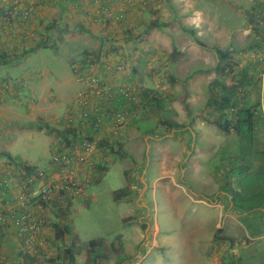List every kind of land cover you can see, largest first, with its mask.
Segmentation results:
<instances>
[{"label": "rangeland", "instance_id": "1", "mask_svg": "<svg viewBox=\"0 0 264 264\" xmlns=\"http://www.w3.org/2000/svg\"><path fill=\"white\" fill-rule=\"evenodd\" d=\"M137 1L144 5L142 0ZM215 3H217L216 7L219 5V17L224 20L227 16L230 19L228 27L239 28L240 18H243L242 10H247L249 4L254 2L253 0H221L219 3ZM121 22L122 20L116 22L118 25L115 30L123 38V35L130 34L132 30L119 27ZM17 26L21 27L20 24ZM181 27L184 31L185 29L194 31V33L196 31L193 25L191 27L186 24ZM50 28L52 29L48 31L51 33L49 41L42 39L41 46H43L40 50L29 55L26 60L21 59L15 63L17 73L13 72L12 66H9L10 63L0 66V129L13 126L18 132L9 146L6 147L7 144L0 146V153L8 151L11 157H7L14 164L27 162L44 170L47 169V161L52 155L49 150L51 139L46 133H41L39 127L40 124H48L40 122V119H37L35 124L26 115L19 116L11 113L12 107L5 104V102H9L10 98L4 92H10L11 89H14L12 86L16 85L14 94L21 102L25 96L23 93L27 88V80L31 87L36 78L38 80L43 78V89L52 86L50 89L55 92V82L58 79L73 78L70 72V63L76 61L80 51L83 50L81 40L78 38L82 32L73 26L70 27L73 30H71L72 33H69L67 27L56 28L53 25ZM261 33L264 34V25L261 27ZM105 37L102 33L100 40H96V42L102 45L101 49L108 51L109 42L107 39H103ZM256 38L258 39L256 33H250L246 39L247 44L256 45L255 41H258ZM209 40L202 39L205 43L210 42ZM212 42L215 46H220L218 41L213 40ZM228 42L226 49L229 47L240 49L243 47L241 43L246 41L243 39L237 43L235 37H232ZM134 44L139 46L141 40H134ZM207 51V54L215 56L212 50L207 49ZM244 51L249 50L245 49ZM89 54L95 58H99L101 54L100 58H104V62L111 65L108 62L110 57L105 58L102 56L103 53ZM232 58L234 59V56ZM73 64L71 63V66ZM124 71L125 66L121 72ZM185 73L184 70L181 75H185ZM73 75L75 81L83 86L77 97L78 104V98L88 87V81L85 80L86 77L79 81L74 73ZM22 78L27 79L22 81L20 80ZM5 79L8 80L5 81ZM60 88L65 92L69 90L66 88V83ZM18 90L19 93H17ZM201 90L204 91V88ZM250 90H254L249 98L251 105L257 106L260 89L255 91L256 87L253 86ZM69 91L72 92V90ZM179 91L182 95L186 89L181 87ZM206 93L209 97L208 90ZM54 96L57 98L59 95L55 92ZM187 98V96L182 97L179 101L181 112L169 118V121L175 120L178 125L174 133L171 129H159L158 127L153 129L154 134L145 135L139 131L135 125L139 124L137 119H141L144 112L139 104L137 109L134 108L131 111L135 114L136 121L128 120L126 122L124 119L123 127L117 135H111V131L108 130V134L106 132L99 136L102 143L99 146L100 149L85 155L87 163L79 167L80 179L86 180L87 186L82 197L70 207L68 223L71 226V232L68 240L61 243L53 242V239L49 240L47 250L39 264H53L50 262L51 260H56L57 264H92L90 257L87 256V243L91 240H102L108 249V258L101 261L100 264H117V259L123 257L125 260L120 264H248L243 258V254L237 250L238 244L234 246L230 242L228 243L229 247H226L222 241L216 240V236L226 237V233H222V230L215 229L217 224L222 225L223 217H218L208 210L211 203L202 197L209 192L204 189L207 178H214V182H217L221 175L226 178H235L234 176L240 172L239 161H243L240 157L241 153H239L241 143L237 136L231 133L232 137L224 142V144L226 143L224 146L230 148H220L215 155L210 153L213 145L223 143V141L207 132L201 137L200 133L203 134V130H199V128H193L194 136L186 132V127L192 128V126L198 125L195 123L196 120L192 119V111L190 112L188 109ZM189 103L192 107V103ZM50 105V109L44 108L43 117L45 120L55 111H64V107L58 109L54 104L49 103L48 106ZM19 108L17 110H22L21 113L25 112L23 103ZM203 113L204 111L194 112V116L196 114L203 116ZM204 123L214 135L220 134L209 122ZM19 127L26 128L27 132H21ZM150 127L141 125L144 130H150ZM147 136L153 138L148 139ZM224 136L228 135L224 134ZM210 157L213 158L210 159ZM5 158L0 155V163H4L7 159ZM206 158L210 161L206 162ZM7 164L12 168H10L11 171L17 168V164L12 165L6 161ZM254 178V174H249L245 179L250 182ZM239 181H233L231 186L240 187ZM241 182L246 185L244 180ZM121 191H124L128 196L116 201L114 195ZM243 201L244 206H249L252 203L250 200ZM206 203L209 205L206 206ZM198 227H201L199 232L196 231ZM212 235L213 240H210L209 246H207L206 242ZM112 242L116 245L113 251L110 248ZM163 244H169L171 248L164 247ZM256 246L254 244L250 251ZM68 249L71 250L70 253H67ZM157 252L161 254L159 259ZM263 254L259 255L262 256V261H264ZM71 255L74 259L73 263L70 262ZM160 260L163 263L159 262Z\"/></svg>", "mask_w": 264, "mask_h": 264}, {"label": "crops", "instance_id": "2", "mask_svg": "<svg viewBox=\"0 0 264 264\" xmlns=\"http://www.w3.org/2000/svg\"><path fill=\"white\" fill-rule=\"evenodd\" d=\"M99 1L54 0L51 3H44L41 0H25L26 3H32L34 6V12L28 20V23H18L15 20L6 22L3 19L5 12L3 9L5 6L0 3V66H5L7 63H10L9 66H12L13 72L17 73L15 63H18L17 61L21 59L26 60L29 55L40 50L43 46H41L42 39L49 41L51 33H48V31L52 29L50 28L51 26L55 25L56 28L59 26L61 28L67 27L69 28V33L73 31L70 28L71 26L73 28L77 27L82 32L80 36L78 35V38L81 40L83 50L80 51L79 58L71 63L80 61L86 54L94 52L99 54L101 52L105 58L110 57L108 59V62L111 63L110 66L123 64L125 66L123 73H112L111 71L107 73L99 64L85 72V80L91 76H96L115 89L119 87H134L137 93L138 105L140 104L144 110L143 117L137 119L139 120V124L135 125V127L138 125H148L151 126L150 129L158 127L156 123L158 124V122L164 119L169 120V118L181 112L179 101H181L182 97L187 96L188 109L190 112L192 111V119L194 118L193 120H196L195 123L198 125H194L192 128L190 126L186 127V132L194 136L193 128H199V130H203V134L200 133L201 137L207 132L218 138V140L222 139L223 143L215 144L211 147L212 150L210 153H214L215 155L218 149L227 147L224 146L226 144L224 142L226 139L232 137V134L225 137L219 129L212 125L213 128L220 132V134L214 135L211 132L212 130L207 128L204 123L210 120L208 114L211 110H207L206 108L208 98L206 92L216 76L213 71V67L217 62L216 55L212 57L210 53L207 54V49L199 47L193 38L184 29H181V26L188 24L192 27L193 25L196 28L195 35L200 40L206 38L208 40L211 39L209 40L210 42L206 43L208 45H214L213 40L218 41L220 44L218 47L222 49H226L225 47L228 46V41L232 37H235L237 43H240L244 39L246 42L241 43L243 47L240 49L229 47L226 50H229L231 56H234L233 60L236 64V69H245L249 73V87L246 89L247 95L243 102L253 110V127L251 133L254 137V143L250 147L251 149H245V151H251L247 155L242 154L244 147L241 148L239 145V153H241L240 157H242L243 161H239L240 172L234 176L235 178H226L224 175H221L217 182H214V178H207L204 189L209 192L205 193L206 195L202 197L211 203L210 205L206 203V206L209 205L208 210L215 213L218 217H223L222 225L219 226L217 224L215 229H220L222 233H226L227 237L234 238L232 245L235 246L238 244L237 250L243 254L246 263L264 264V261L261 260L262 256H259L264 253V205L253 210H244L247 207L243 208L239 204H235L232 194L236 191L238 194H244L247 197L260 198L264 193V174L262 170L264 169V49L258 48L256 45H248L246 40L250 33H253L252 29L256 24L255 22L251 24L249 20L259 12L258 6L262 0H253L254 3L249 4L247 10H242L243 18L239 17V28H229L228 24L230 23V19L227 16L224 20L219 17V5L216 7L217 3L215 2L219 3L221 0H146V4L144 5H141L137 0H131L127 6L123 4L126 8V13L119 27L130 28L132 31L128 35H123V38L115 30L118 25L116 23L117 21H113L112 19V16L117 14L119 6L117 0H110L108 5L110 8L109 16H105L102 12ZM153 22L166 23L167 26L154 28L147 32V27ZM223 23L225 24L224 27ZM19 24L22 27L20 34L12 36L11 33H7L5 35L8 25L17 26ZM81 27L89 31V33L83 32ZM261 27L258 28L261 29ZM102 33L106 36L103 39H107L109 42L107 45L108 51L101 49L102 45L96 42V40H100ZM24 38H26L25 41H23ZM134 40H141V44L139 46L138 44L135 45ZM245 49L249 51L246 52L244 51ZM100 57L97 58L100 61H104V58ZM71 63L70 72L73 78L67 80L60 78L55 82V92L59 95L57 98L54 96L55 92L50 89L52 86L43 89V78L41 80L36 78L31 87L27 80V88L23 93L25 96L21 102L18 101V96L14 94L16 92V85L12 86L14 89H9L10 92H4L10 98L8 100L9 102H5V104L12 107L11 113L19 116L26 115L35 124L36 120L40 119V122H45V124L51 127L58 129L67 128L65 117L67 115L75 116L78 113L79 106L77 104V97L83 89V86L75 81ZM184 70L186 71L185 75H181V72ZM9 79L12 80L11 77ZM26 79L22 78L20 80L23 81ZM64 83H66V88H69L72 92L69 90L65 92V90L60 88ZM253 86L254 88L256 87L255 91L260 89L257 106H252L249 100L254 92V90H250ZM181 87L186 89V92L183 91L182 95L179 91ZM201 88H204L205 93ZM19 92L18 90L17 93ZM50 97L53 98L50 100ZM176 97L177 100H175ZM189 102L192 103V107ZM9 103L15 105H10ZM21 103L25 107V112L23 111V113H21L22 110H17L20 109ZM49 103L54 104L58 109L64 107V111H55L54 114L51 113L48 119L45 120L43 117L44 108L46 110L50 109L51 105L48 106ZM37 104L38 106H36ZM126 104L122 103L125 108L126 122L128 120L130 122L136 121L135 114L131 113V111L134 108L137 109V106ZM102 107V100L90 97L88 111L94 112ZM202 111H204L203 116L199 114L194 116V112ZM145 114L148 115L145 116ZM187 117L190 118L189 116ZM173 122L176 121L173 120ZM21 125L27 126L25 124ZM19 128L21 132H27L26 128ZM158 128L165 129L164 127ZM108 130L107 126H104L100 135H104L106 132L108 134ZM175 130L176 128H171L172 133ZM40 131L41 133H46L44 129ZM17 134L18 132L13 126L10 128L2 127L0 129V146L4 144H7L6 147L9 146ZM99 136H95V139L99 138ZM49 137L51 139L49 150L52 154L54 151L66 148L67 141H63L61 138H53L52 135H49ZM146 138L150 139L153 137L147 136ZM2 153L6 154L3 155ZM0 155L6 157V161L12 165L17 164V168L11 171L12 168L8 164V166L6 165V161H4L5 164L0 163V174L5 170L8 173L16 174L17 172L20 173L23 167H36L27 162L14 164L6 156H10L8 151L1 152ZM50 157L48 159L49 162L47 161V168L50 165ZM210 159L208 160L206 158V162L210 161ZM249 174H254L255 178L247 182L245 177L248 178ZM243 180L246 182V185H243L241 182ZM233 181H239L241 183L239 185L241 186L232 187L231 184ZM63 224L71 229L68 221ZM206 230L210 232L208 228ZM196 231H201V227H198ZM51 235L50 240L54 238L52 229ZM68 236L69 234H66L64 238L65 242L68 240ZM210 240H213V235L206 242L207 246H209ZM228 243L230 242L222 241V244H226V247H229ZM254 244L257 246L250 251V248ZM163 246L169 249L171 248L169 244H163ZM159 256L161 254L157 252L158 259L160 258ZM159 262L163 263L161 260ZM51 263L57 264L58 262L56 263V260H54Z\"/></svg>", "mask_w": 264, "mask_h": 264}, {"label": "built area", "instance_id": "3", "mask_svg": "<svg viewBox=\"0 0 264 264\" xmlns=\"http://www.w3.org/2000/svg\"><path fill=\"white\" fill-rule=\"evenodd\" d=\"M142 1L143 4L146 3V0ZM262 1L264 3V0ZM99 2L102 12L109 16L110 0ZM117 2L119 4L117 14L112 16V19L118 22L126 13L123 4L127 6L131 0ZM0 3L5 6L3 19L6 22L15 20L18 23H28L34 12L33 4L26 3L25 0H0ZM262 16L264 17V13ZM6 30L8 34L15 36L21 33L22 27L8 25ZM103 62L93 56H86L84 62L73 66L72 72L79 81H82L85 79V72L99 64L107 73L123 70L121 64L110 66ZM87 81L88 87L78 98L79 112L75 116L68 115L65 124L71 129H76L77 126L84 127L91 123L97 128L96 136H99L103 127L107 126L111 135H117L123 127L126 115L122 103L138 105L136 89L134 87L115 89L96 76L89 77ZM90 97L102 100L103 107L94 112L88 111ZM99 140L96 138L90 141L83 137L78 140L72 139V148L66 145V148L54 151L50 157V165L45 170L38 167H23L21 174L8 173L6 170L0 174V264H22L24 257L32 259V264L40 263L52 237L51 223L67 222L71 205L85 192L87 181L80 179L79 167L87 163L85 155L100 149ZM59 211L64 213L62 218L55 215Z\"/></svg>", "mask_w": 264, "mask_h": 264}, {"label": "trees", "instance_id": "4", "mask_svg": "<svg viewBox=\"0 0 264 264\" xmlns=\"http://www.w3.org/2000/svg\"><path fill=\"white\" fill-rule=\"evenodd\" d=\"M259 12L250 19V23L253 24L255 22V27H253V33L257 34L258 41H255V44L258 48L264 49V34L260 32V26L264 25V17L262 16L264 13V3L259 4L258 6ZM260 25V26H259ZM167 26L166 23H156L153 22L147 27V32L154 28L164 27ZM81 30L85 33H89L86 29L81 27ZM191 37L193 38L194 42L201 48L212 50L217 58V62L213 67V71L215 72V78L210 83L208 87L209 97L206 101V108L210 109V113L208 116L210 117L209 123L214 125L217 129H219L224 134H231L234 133L241 143V148H243V155H247L251 153V151H245L246 148L251 149L250 147L254 143V137L252 135V127H253V110L251 107L246 106L244 104V98L246 94V89L249 87V73L245 69H236V64L233 62V58L230 54L229 50L219 48L215 45H208L202 40H200L194 33V31L186 30ZM86 56H92V54H86L82 57L80 61L75 62L74 65L84 62ZM95 58V57H94ZM98 60V58H95ZM185 107V104H184ZM158 127H164L167 129L176 128L178 125L175 122H171L167 119H164L161 122L156 123ZM67 128H54L49 125H42L40 124V129H44L46 134L52 135L53 138H61L63 141H67V147H71V140L76 138L77 140L80 138H85L90 141L95 139V133L97 128L90 123L84 125V127L77 126L76 129H71L68 126ZM137 129L144 133L145 135L154 134L153 129L144 130L141 128V125L137 126ZM101 139L99 140V146H101ZM120 151H122L120 149ZM5 155L6 153H2ZM8 156V155H6ZM29 167V166H28ZM27 168V167H26ZM263 174H264V169ZM257 176V173H256ZM246 178V177H245ZM264 191V189H263ZM241 193V192H239ZM233 202L235 204H239L241 207H247L244 210H253L260 206L264 205V193L263 195L258 197H247L244 194H238L236 191L233 193ZM124 191L121 193H117L114 195V199L120 200L123 197H127ZM243 200H250L252 203L249 206H244L242 203ZM239 201V202H238ZM57 218H62L64 213L59 211V213H55ZM56 218V217H55ZM66 222V221H65ZM64 222V223H65ZM67 223V222H66ZM50 228L53 230L54 238L53 242L61 243L64 241L66 234L68 235L71 229L60 223V222H52ZM217 241H227V242H234V238L232 237H219L216 236ZM87 256L90 257L92 264H100L101 261L106 260L108 258V249L104 245L102 240H91L87 243ZM111 250H115L116 245L115 243H111L110 245ZM71 250L68 249L67 253H70ZM123 258H118L116 263L120 264L124 261ZM53 262V260H51ZM70 262L73 263L74 259L73 256H70ZM32 259L28 257L23 258L22 264H32Z\"/></svg>", "mask_w": 264, "mask_h": 264}]
</instances>
